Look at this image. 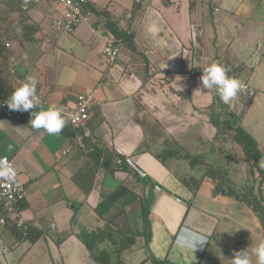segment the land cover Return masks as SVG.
Masks as SVG:
<instances>
[{
  "label": "crops",
  "instance_id": "crops-1",
  "mask_svg": "<svg viewBox=\"0 0 264 264\" xmlns=\"http://www.w3.org/2000/svg\"><path fill=\"white\" fill-rule=\"evenodd\" d=\"M203 1L207 9L202 0H87L83 9L92 14L72 34L51 29L52 17L59 14L55 5L44 0L30 4L27 14L38 30L25 41L18 27L19 35L9 43L12 88H18V80L34 76L44 99L42 108L70 106L81 93H90L93 103L85 127L76 129L75 136L67 126L58 136L32 128L27 111L0 117V155L12 161L26 185L21 209L34 227L31 239L22 238L12 226L0 227V264H99L90 258L78 232L129 216L136 226L141 204L150 209L148 246L154 257L169 258L174 264L217 263L213 261L217 251L224 252V222L238 223L244 217L233 210L247 209L225 196L215 197L210 211L201 202V187L191 183L197 178L178 171L176 161L191 166L183 162L186 155L204 159L209 143H216L211 123L216 92L201 84L204 68L218 61L255 94L264 91V17L258 16L264 0ZM222 11L225 16L219 15ZM256 17L260 22L251 23ZM102 18L130 30L113 63L96 30ZM233 26L240 30L235 27L232 38L226 36L222 45ZM253 97L239 94L229 107L241 113ZM246 115L247 111L242 114ZM243 117H234V123L249 133ZM84 129L89 136L83 135ZM254 139L262 150L259 139ZM224 147L231 157L218 151L230 169L233 150L242 152L241 145L230 139ZM125 156L133 157L146 176L140 177L124 161L116 162ZM240 159L242 172L234 168L233 180L241 173L247 178V162ZM150 183L160 190L153 189L152 200L145 203ZM49 201L54 204V239L36 210V205L50 210ZM198 237L205 242L193 249ZM42 251L45 258L39 257L37 263L35 257Z\"/></svg>",
  "mask_w": 264,
  "mask_h": 264
},
{
  "label": "trees",
  "instance_id": "trees-1",
  "mask_svg": "<svg viewBox=\"0 0 264 264\" xmlns=\"http://www.w3.org/2000/svg\"><path fill=\"white\" fill-rule=\"evenodd\" d=\"M33 2L34 1H32L31 4ZM23 5L24 0H0V25L3 23L4 14L16 13V19L6 24V27L10 26L11 28L13 25H17L20 28L22 39L28 41L31 40L33 34L38 30V26L30 20L27 14L30 4H28L27 9H23ZM108 26L112 31H116V27H114L111 22L108 23ZM9 34H12L14 37V33ZM121 35L124 38L126 37V34L123 33V31L121 32ZM9 53L10 51L6 46V42L2 38V35H0V70L6 71L5 74L3 72L0 73V101L9 99L14 91V88H12L11 85L12 79H9V76L12 73V68L9 63ZM227 74L234 75V70H227ZM215 100L212 106L216 105L217 108L221 104L223 105L222 109L224 111V113H221L216 110V113L214 111L211 113V123L215 127L213 142H216V147H218L220 151L226 152L227 154L228 151L225 149L224 143L228 138L239 143L246 160L249 162L252 161L250 163L256 166L258 174H262L264 172V168H259L257 164L263 156V153L259 151L256 140L249 136V134L240 128L238 124L234 123V110H227L226 108L229 105L224 104L216 93ZM19 113L22 115L25 114L26 111H19ZM66 126V128L71 129V126L68 123ZM66 128L64 127L63 132H65ZM70 131L75 136L77 130L72 128ZM232 132H234V134H232ZM227 155L230 156L229 154ZM185 157L190 158L191 156L186 155ZM227 159L229 160V158ZM102 160L105 159L103 158ZM109 161L110 160H108V162ZM190 162L194 164L198 162L203 163L204 160L199 156H193L190 158ZM205 164L206 167H204L205 170L203 174L212 179L215 178L216 185H218L213 189V194H222L236 201L245 203L255 214L261 227L264 229V194L263 188H260L261 186L256 190L255 184H253V181L256 178H253L252 184H250L248 180L242 181L240 178V180L237 181L231 180L232 176H230V173L225 166H221L220 164H216V166H211V164L208 163ZM246 176L248 177V175ZM199 181L200 179H193L191 180V183H194L197 187ZM261 181L263 180L261 179L260 182ZM23 200L20 204L21 208ZM144 202L147 203V199H145ZM149 212L150 209L148 204H141V211L138 212L136 216L138 219L140 218L142 220V227L140 229L134 228V230H132L131 228L121 227L113 221H106L101 227L95 230L84 229L79 231L77 237L86 247L90 258L93 261L99 264H122L121 255L130 249L132 250L136 246L137 238L143 237V246L148 247L150 239ZM8 226L11 225H6L5 227ZM12 227L15 228V226ZM33 229V225L28 223L26 235H23L17 228H15V231L22 238L31 239ZM41 234H39V236ZM150 255L151 256L148 258L152 261L151 264H174L167 258L159 259L154 257L151 253Z\"/></svg>",
  "mask_w": 264,
  "mask_h": 264
},
{
  "label": "rangeland",
  "instance_id": "rangeland-1",
  "mask_svg": "<svg viewBox=\"0 0 264 264\" xmlns=\"http://www.w3.org/2000/svg\"><path fill=\"white\" fill-rule=\"evenodd\" d=\"M33 1V0H32ZM201 1V0H200ZM247 1V0H244ZM202 2L204 3L205 8L207 9V3L204 2L202 0ZM24 3H28L31 4V2L29 0H24ZM198 3V0H197ZM262 5L264 6V1L262 2ZM31 6V5H30ZM209 8V5H208ZM212 8V7H211ZM220 16H225V11H222L221 13H219ZM263 15L264 17V11H261L259 13L258 16ZM17 14L16 13H12V14H4L3 15V23L2 25H0V35H2V38L4 39L5 42H7L8 44L10 43V45L12 44V38L13 35L9 34V33H15L14 36L19 35V31H16L18 29L17 25H13L11 28L6 27V24H8L10 21H14V19H16ZM259 17L256 18H250L253 19L252 22H255L256 24H258V22L260 21H256V20H260L258 19ZM230 25V23H228ZM236 27V29H235ZM233 30H231L230 32H227L228 35H224V37L222 38V45L224 43H226L227 41V37L226 36H230V38H232L233 33H234V29L235 30H240V28H238L237 26H233L232 28ZM212 31H214L215 29L212 28ZM11 31V32H10ZM243 33H247V31L245 29L241 30ZM18 32V33H17ZM10 48V47H8ZM10 59V58H9ZM241 62V61H239ZM264 65V61L262 63ZM6 73V71H1L0 73ZM242 75L244 76V74L242 73ZM241 76V75H240ZM254 89V88H253ZM264 91H259L255 94V96L251 99V103L253 104L252 106H250V102H245L244 103V107L242 109V112L240 113V111L237 109L236 111V115L235 117H240L242 118V114L244 112L247 111V115L246 117H243V123L244 126L247 127L248 129V134L249 136H251L253 139L254 137L259 139V144L260 146H263L262 150L261 148H258L259 151L261 153H263L264 155V95H263ZM259 105H254V104H258ZM229 105V104H228ZM223 105H219L217 107V111H220L221 113H224L223 109H222ZM226 108V107H225ZM227 110H230L231 107L227 106L226 108ZM234 111V113H235ZM254 117V120L252 119H248L249 117ZM230 140V138H228L226 140V142H228ZM225 142V143H226ZM245 142V141H244ZM209 153L205 155L204 157V162L211 164V166H216V164H220L221 166H226V156H223V154H221L218 150L219 148L216 147V143L213 145L212 143H209ZM240 150H233L234 155V159L232 160V164L230 165V169H228L230 176L232 175V171L234 170V168H236L239 172H242V159H240L241 157H244V154L242 155L241 153L243 152H239ZM193 156H191L190 158H192ZM132 160L135 162V164L141 169L144 170V168L142 166H140L133 157H131ZM190 158H187V161H183L186 162L187 164L190 162ZM245 161L247 162L246 165V171H247V175L248 177H244V175L241 173L239 174V177L236 175V180H240L242 179V181H246L248 180V182H250V184H252V180L253 178H256L253 181V184H255V188L256 190L260 187L263 188V194H264V172L262 174H258V170L256 169V166L252 165L250 162L252 161H247L245 158ZM167 162V159H166ZM178 163H180L177 167L178 171L180 172H186V174L188 175H192L194 177H196L197 179H200V181L198 182V187H201V193L203 195V201H201L203 204H205V202L207 203V208L210 211H213V209L215 208L214 206V201L216 199H219V197H225L222 194H213V189L216 188L218 185H216V179L215 178H209L208 176L204 175V167H206V164L203 162H198V163H191V166H186L183 165L181 162L182 161H176ZM262 163H264V157H262L259 161L257 166L259 168H263L264 164L262 165ZM203 174V175H202ZM240 178V179H239ZM263 180L260 182V180ZM231 180H233V178L231 177ZM195 186V184H194ZM207 197V199L205 200V198ZM216 197V198H215ZM215 198V200H213ZM229 198V197H228ZM231 199V198H230ZM234 200V199H233ZM236 201V200H235ZM53 201H49V206L48 208L50 210L47 211H43L42 208H39L38 205H36V210L41 211V215H42V225L43 228H46L47 230H50V234H51V238L54 239L55 237V229H54V204H50ZM239 202V201H238ZM243 203V202H241ZM244 207L247 209L245 212H243V210H239V209H234L233 212L236 215H239L241 217H244V219H239L238 223H232L229 221H225L224 222V226L221 228V230L223 231L221 238L223 241V249L224 252H222L221 254L218 253L217 251V255L218 258L214 257L213 261L217 262L219 264H232V258H233V254L236 251H240V250H247L249 253L252 252L253 248L256 247V245L262 240H264V229L261 227L260 223L258 222L255 214L252 212V210L245 204ZM139 206V205H138ZM138 206L136 207L138 210ZM229 210L232 212V207H228ZM256 218L257 222L259 223V225L257 224V222L253 221V217L252 215ZM125 216V215H124ZM137 224L135 226L134 221L132 220V217L129 216V218L127 219H121L119 222H115L117 223L119 226L121 227H127V228H131L132 230H134V228H141L142 227V221L141 219H137ZM139 223V224H138ZM95 230V229H94ZM263 230V232H262ZM65 232H60L59 235L64 234ZM143 237H139L137 238V243L136 246L131 250L126 251L125 253H123L121 255V259H122V264H151L152 261L148 258L150 255V250L151 248L148 247H144L143 246ZM41 246H44L43 244ZM243 247H245L243 249ZM150 249V250H149ZM152 251V250H151ZM154 255L156 256L157 253H154ZM44 259V252L42 251V256L41 254L37 253V263L39 262L40 258ZM157 258H160L158 256H156ZM169 259V258H168ZM253 259V264H256L255 261V257H252ZM170 260V259H169ZM172 261V260H170ZM212 261V260H211ZM141 262V263H140ZM173 262V261H172ZM215 264V263H212Z\"/></svg>",
  "mask_w": 264,
  "mask_h": 264
},
{
  "label": "built area",
  "instance_id": "built-area-1",
  "mask_svg": "<svg viewBox=\"0 0 264 264\" xmlns=\"http://www.w3.org/2000/svg\"><path fill=\"white\" fill-rule=\"evenodd\" d=\"M51 5H55L58 8L59 14L53 16L51 19V29L56 33L72 34L83 21L87 20L91 16L90 10L84 11L83 5L87 0H44ZM140 1V0H136ZM26 6H23L25 8ZM96 30H99L100 36L103 39V52L106 55L108 61L113 63L120 54L123 45L124 37L121 32L129 34L130 30L127 26L116 27V31H112L107 19L102 18L98 24ZM8 46L9 44L6 43ZM229 76H233L228 74ZM37 80V79H36ZM18 87L24 82L23 79L18 80ZM26 82V81H25ZM38 83V80H37ZM244 89L241 93L247 94L248 97L254 95V90L248 86L246 82ZM37 95L41 100V104L44 102L43 96L37 91ZM7 100L0 101V117L6 116H19V111H12L7 107ZM93 103V96L88 93H81L76 96L72 105H64L62 108L63 116L67 120V123L73 128H83L89 118V109ZM84 136H89V132L84 129ZM67 150L65 151V153ZM116 152L122 155L123 152L120 148H116ZM125 162L131 167L140 177H145L146 173L141 170L131 157L125 156L116 160L118 164ZM8 173L7 176L0 175V227L6 225L15 226L18 230L26 235L28 229V221L25 218L23 211L20 207L22 200L26 197L27 189L24 182H22L12 164V161L4 155H0V173ZM10 177V178H9ZM154 189L160 190L159 185H154ZM177 202H181L180 198H175Z\"/></svg>",
  "mask_w": 264,
  "mask_h": 264
},
{
  "label": "clouds",
  "instance_id": "clouds-1",
  "mask_svg": "<svg viewBox=\"0 0 264 264\" xmlns=\"http://www.w3.org/2000/svg\"><path fill=\"white\" fill-rule=\"evenodd\" d=\"M23 6H26L23 9H27L28 3H24ZM7 47H9V45ZM36 79L37 78L34 76L29 77L26 82H23L16 88L7 102V107L12 111L30 112L31 118L29 123L32 128L44 129L48 135L58 136L67 124V120L63 116L64 109L55 104L48 106L46 109L41 107V100L37 95L38 79ZM200 82L204 88L214 90L220 100L228 105L243 91L244 84L242 82L246 81L240 80L235 74L229 76L227 74V69L218 61H215L204 68L200 77ZM37 108H40V110L32 111ZM0 175L7 176L8 173L4 172L0 173ZM197 239L199 242L191 246L193 249L196 244L202 245L205 242L202 237H198ZM253 256L255 257L256 264H264V240H261L256 247L253 248L251 253L247 250L234 252L233 258L231 259L232 264H253Z\"/></svg>",
  "mask_w": 264,
  "mask_h": 264
},
{
  "label": "water",
  "instance_id": "water-1",
  "mask_svg": "<svg viewBox=\"0 0 264 264\" xmlns=\"http://www.w3.org/2000/svg\"><path fill=\"white\" fill-rule=\"evenodd\" d=\"M153 189H154V185H153V183H150L148 185V187H147V190H146V197H147V200L148 201H151L152 200Z\"/></svg>",
  "mask_w": 264,
  "mask_h": 264
}]
</instances>
